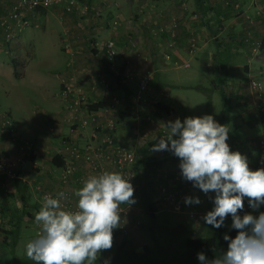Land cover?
I'll return each mask as SVG.
<instances>
[{
  "label": "rangeland",
  "instance_id": "obj_1",
  "mask_svg": "<svg viewBox=\"0 0 264 264\" xmlns=\"http://www.w3.org/2000/svg\"><path fill=\"white\" fill-rule=\"evenodd\" d=\"M75 1H86L83 5L85 8L84 15L76 16L77 9L73 8V13H71L70 18L68 17L67 20V23L71 24L72 27H77L78 31L85 30L88 32L91 27L97 24H100L102 27L104 26V28H110V30H113L115 33L124 29V21L119 16L109 19L100 13L91 16V13L95 12L91 0ZM228 1L229 0H221L217 6L235 15L233 17L244 12L246 8L244 2L241 0H234L231 4V2ZM101 2L99 8L103 5H108L105 0H101ZM262 5L263 0H248V10L250 13L248 16L244 17L248 22L249 20L254 22V25L253 27L244 28L241 33L242 35L237 38V45L241 49L239 50L240 54L246 53L244 48H247L246 50L249 52L246 57L247 59H245H250V61H246V63L241 62L240 66H238L239 71H243V66H245L246 73H249L248 87L250 92H247L244 101L241 99L243 95L234 99L233 96L226 93L227 97L222 98L217 90L219 85L212 83L214 78L221 76V70L216 65L217 59L205 68L200 66L195 77L193 76V78L183 80L179 83L183 87L177 89V91L180 92L179 99L184 102L183 112L189 114L185 117L210 114L218 123L227 125L230 129L227 143L230 145L231 150L239 151L246 155L251 169L252 166L250 163L253 155H257L258 152V140L264 136V47L263 49H259L260 40L264 35V16L260 13V7ZM61 7V4L51 5L35 24L26 26L16 37V41L14 42L16 47L12 52L10 51L6 54L0 53V110L6 107L9 108L12 111L15 121L21 119L24 110L27 109L35 115L39 114L40 108L43 111L51 110L53 114L54 111L59 108V110H71V101L64 98L60 93L61 78L65 74H69L70 77L81 81L83 84L84 92L87 97L82 109L83 112L88 115L91 114V112H99L104 99L107 97L109 91L111 92V89L113 93L119 95L121 100L116 107V111L108 115L114 123L113 131L117 143L130 148L136 153L137 148L141 145L144 146L149 142L152 145L158 143L160 137L167 135L165 123L172 120L162 112L163 103L155 101L154 95H148L146 89L140 94L138 90L135 93L129 92V94L123 92L121 83L117 80L119 74L116 70H112L113 72H111L106 69V52H103V55H100V57L96 55L93 56L95 58L93 61L94 63L98 62V60L100 61L98 62L99 65H97L98 68H92L93 66L89 64L91 61H86L87 65L82 63L83 65L77 64L75 66L74 61H72L74 58L70 54L65 60L66 57L61 52L63 49L65 50V48L62 43V37L58 34L59 26H62L64 23L63 13L65 11L62 10ZM96 11L100 12L99 10ZM130 12L131 11L128 9L124 11V20L125 16H129ZM113 20H118V23L114 26L111 23ZM43 28H48L50 34L39 35L38 32L41 33ZM34 29H37V31L32 32ZM33 33L36 34L32 37L31 34ZM32 39L33 42L31 43ZM79 40H81V43L79 42L78 46L82 48L81 50H84L83 53L88 60L90 56L89 52L94 48V45L93 47L91 45L92 41L90 42V36L88 34L79 36ZM81 44L83 46H85V44H87L88 47L90 46L88 51L87 47H82ZM65 52L67 51L65 50ZM222 55L225 54L222 53ZM12 62L15 66H13ZM218 63L220 64L221 60H219ZM118 65L119 63H116L114 69H120V65ZM94 75L103 76V84L100 83L92 87L89 81ZM250 78L258 80L261 88L260 95H257L250 86ZM165 81L167 80L165 79ZM138 95H140V97H138ZM40 113H42V111ZM185 117H181L180 119L183 121ZM87 119L89 122L88 126L96 133L97 129H95V125L98 122V118L92 120L90 117H87ZM46 122L47 126L52 128V133L58 132V134L61 133V136H64L62 128L77 129L76 119L74 118L72 121H64L63 117L55 116V118H51L48 116ZM124 122H126L127 128H129V133L122 130ZM250 125L259 127L258 137H256L258 134L256 128H252L251 131L242 130L243 127L246 129ZM5 130L9 133L7 128H5ZM26 135H23L26 138L23 137L21 139L29 140V137ZM82 135L84 136V134ZM64 139L63 137L62 140ZM62 142L66 143L68 141L65 140ZM154 155L156 159L159 160V164L148 178V180L152 181V186L147 187V194L156 208L154 217L149 218L146 214L141 216L135 214V209H137L140 204L136 189L134 192L135 203L129 207L128 216L125 220L126 232L123 233L120 227L116 228L115 231H113V244L118 245L119 238L129 237L131 241H134L131 246V243L128 244L130 253L137 256L141 255L145 249H153V258L159 261L160 258L157 257V255L160 254H168L169 256L182 254L185 251L186 239L189 237L194 235L211 236L214 231L213 226L207 225L203 217L208 211L213 209V199L210 197L214 198L215 194L209 193L205 195L201 190L193 187L191 182L183 179L181 170L178 168L180 160L172 152L159 151L154 152ZM163 155L167 156L163 157ZM28 156H30V153H25L22 157V161L23 159H27ZM175 171H178V180L174 181L173 174ZM51 174L53 175L54 173ZM144 179L146 180L147 178L143 173L141 174V181L138 180V185L143 182ZM3 185H5V183ZM173 187L174 191L180 190L184 195L182 203H180L177 209L167 205L161 200V188L170 190ZM3 188L5 190L4 186ZM42 192L41 190L36 191L34 192V196L37 197ZM189 196H198L201 203L198 205L186 204L185 198ZM39 209L40 208H38L37 211H39ZM262 212H264V209ZM189 213L199 214L200 217L194 218L190 216ZM253 215H259V213L256 214L255 212ZM25 216L29 222L35 223L37 227L39 226L35 222V213H27ZM31 219L33 220L31 221ZM7 224L8 232H4L6 236L0 246L1 257H8L13 251H16L15 248H12L9 244L10 238L8 233H10L12 227L10 223ZM231 225L232 217L228 216L224 225L220 227L222 236L230 231L232 228ZM25 234H30L29 229L25 231ZM19 243L17 250L18 253L22 254V252H25V248H22L24 247L22 244L23 239H21ZM104 254L105 251H103L98 258H103ZM106 260L107 258L104 256V261Z\"/></svg>",
  "mask_w": 264,
  "mask_h": 264
},
{
  "label": "crops",
  "instance_id": "obj_2",
  "mask_svg": "<svg viewBox=\"0 0 264 264\" xmlns=\"http://www.w3.org/2000/svg\"><path fill=\"white\" fill-rule=\"evenodd\" d=\"M105 1L108 5H103L99 8V4L102 3L101 0H91V4L95 9V12L91 13V16L97 15V13L103 14L107 19L119 16L124 21V29L115 33L110 28H104V26L102 27L100 24H97L91 27L88 32L85 30L78 31L77 27H72L71 24L67 23L68 17L70 18L73 12L65 11L63 13L64 23L58 29V34L62 37L63 46L67 51L65 52L64 49L61 51L66 57L65 60L70 54L74 58L72 61H74L75 66L77 64H86V61H91L89 64L93 66L92 68H98L97 65H99L98 62L100 61L98 60V62L94 63L95 58L93 56L100 57V55H103V52L106 50L103 47L104 44L111 42L114 49L113 64L119 63L120 67L123 66L132 74L130 81L119 82L121 83L123 92H126V94L129 92L135 93L137 78L141 75H146L148 77L147 94L154 95L155 101L163 103L164 108H167V112L164 109H162V112L169 119L175 120L176 118L189 115L183 112L184 102L179 99L180 92L177 91V89H181L183 86L179 83L187 78L195 77L200 66L205 68L217 59L216 65L221 70V76L214 78L212 83L219 85L217 90L222 98L227 97L226 93L233 96L234 99L243 95L241 99L244 101L247 92H250L248 87L249 73H246L245 66H243V71H239L238 66H240L241 62L246 63L250 59L246 60L249 52H247V48L243 47L246 53L240 54L239 50L241 49L237 45V38L242 35L241 33L244 28L253 27L254 25V22L251 20L248 22L244 17L250 13L248 10V0H241L245 3L246 8L244 12L239 13L236 17H233L235 15L227 12V10L217 6L221 0ZM85 2H75L76 7L74 8H77L76 16L84 15L85 8L83 5ZM228 2L232 4L234 0H229ZM126 9L131 12L129 16H125L124 20V11ZM160 26H165L166 30L157 35L151 33L152 29ZM33 31H37V29ZM38 33L39 35H47L49 29L43 28L42 32ZM35 34H31L32 37ZM85 34L90 36L92 47L94 45L92 51L89 52L90 56L88 60L83 53L84 50H81L82 48L78 46L79 42L81 43L79 36H84ZM169 43L171 44L170 47L167 46ZM81 46L87 47V51L90 47L87 44L85 46L81 44ZM222 53L225 55H222ZM165 54H169L170 58L166 59L164 57ZM105 56L106 64L108 65L109 58L107 55ZM219 60H221L220 64L218 63ZM111 93L115 94L112 89L108 94ZM59 109H56L53 114L51 110L43 111L40 108L38 115L33 114L27 109L24 110L23 117L16 121L9 108L6 107L0 110V112H5L9 115L20 138H23V135L27 134L26 136L29 137V140H35V145L30 156L20 163L15 177L25 185L23 192L16 189L13 179L5 176L0 177V246L6 236L4 232H8L7 223H10L12 229L8 233L10 238L9 244L16 251H13L12 255L8 257H12L15 260L19 259V257H27L25 252H22V254L18 253L17 246L20 244L19 241L23 239L22 244L24 247L22 248H26L27 242L36 238L40 231V226L37 227L35 223L29 222L25 215L27 213H35L42 206V201L40 200L41 194L44 192L56 194L58 191L66 189L70 194V202H75L77 197L73 193L83 185V183L77 184L74 182L62 184L59 181V171L63 160L60 155L56 154V149L62 146L64 144L62 141L65 140H74L79 144L89 141L92 130L88 126V119L87 125H84L83 128L79 127L81 117L86 115L85 113H81L76 118L78 129L62 128L64 136H61V133L58 134V132L52 133V128L47 126V117L55 118L56 116L64 118L70 113V110ZM41 111L42 113H40ZM252 128L257 129L258 134L256 137H258V126L250 125L246 129L243 127L242 130L251 131ZM63 137L65 138L64 140H62ZM17 143L4 128L0 132V156L14 157L17 154ZM53 156H57L56 159L61 160L60 166L52 163L51 158ZM166 156L163 155V157ZM75 163L78 171L83 174L85 170L83 161L78 159L75 160ZM255 163L256 154L253 155L250 163L253 170ZM105 170L113 171L110 165H105ZM51 173L54 174L52 175ZM89 176L91 175H88L87 178ZM3 182L5 185H3ZM40 190L43 192L40 195L38 194L39 196L37 197L34 196V192ZM247 201L248 199L245 198L244 203ZM140 204L135 209V214L141 216L144 213ZM27 229L30 231L28 235L25 234ZM118 241V245L113 244L110 250L105 251L103 258H98V260L107 262L112 256L118 255L121 250L130 252L128 244L131 243V246L134 241H131L129 237L119 238ZM104 256L107 258L106 261H104Z\"/></svg>",
  "mask_w": 264,
  "mask_h": 264
},
{
  "label": "clouds",
  "instance_id": "obj_3",
  "mask_svg": "<svg viewBox=\"0 0 264 264\" xmlns=\"http://www.w3.org/2000/svg\"><path fill=\"white\" fill-rule=\"evenodd\" d=\"M167 135L152 145L153 152L170 151L179 158L183 179L205 195L214 193L212 210L203 219L220 228L232 217L235 237L224 235L227 250L208 260L198 253L201 264H264V212L239 213L248 199L253 210L264 204V167H249L248 158L227 143L229 127L210 114L176 118L165 123ZM75 210H68L65 192L43 197L35 214L40 226L36 238L27 242L25 253L35 264H95L103 251L113 246V230L122 224L121 212L135 203L130 176L103 171L83 181L73 193ZM185 203L200 204L197 197ZM125 206L122 208L121 206Z\"/></svg>",
  "mask_w": 264,
  "mask_h": 264
},
{
  "label": "built area",
  "instance_id": "obj_4",
  "mask_svg": "<svg viewBox=\"0 0 264 264\" xmlns=\"http://www.w3.org/2000/svg\"><path fill=\"white\" fill-rule=\"evenodd\" d=\"M75 0H0V53L12 52L16 44V37L24 30L29 24H34V20L39 16L40 11L47 10L51 5H62L64 11H71L72 7H76ZM77 9V8H75ZM260 13L264 16V0L263 5L260 7ZM112 25H116L118 20H113ZM166 30L165 26H160L156 29H152L151 33L157 35ZM168 47L171 44H167ZM106 48L105 52L110 63L111 70L118 74H123L122 81L130 79L131 74L127 69L123 72L120 69L115 68L112 60L114 58V49L111 42H106L104 46ZM166 59L170 58L169 54H165ZM103 77L94 75L91 77L89 83L92 87L103 84ZM148 82V77L146 75H141L136 80V85L138 91H142L146 88ZM250 86L254 89L257 95L261 94L260 84L257 79L250 78ZM60 93L64 98L71 101V110L69 115L64 117V121H72L73 118L76 119L78 114L83 112V105L86 100V93L84 92V87L81 81L75 80L70 77L69 74L62 76L60 81ZM120 103V98L113 94H107L101 105L99 112H91V114H86L80 119V128L87 125V117L90 119L98 118V122L95 125L97 132L90 136L89 141L79 144L74 140L64 142L62 146L56 149V154L60 155L63 163L59 171V181L62 184H68L74 182L77 184L83 183L88 175H98L105 170V165H110L113 171L122 173L125 177L130 176L131 183L134 187V192L138 187V180L141 178V174L134 170V165L136 162V154L133 150L128 147L117 143L114 137V123L112 119L108 117L109 114L116 110V107ZM77 124V123H76ZM7 128L9 135L17 143V154L14 157L10 156H0V177L5 176L10 179L16 177L17 170L20 163L22 162V157L25 153H31L34 148L35 142L32 140L21 139L12 123L9 115L5 112H0V132ZM78 129V126H77ZM264 138V136H263ZM260 138L258 140V152L256 155L255 169L264 167V140ZM82 160L85 166L84 173H80L77 169L75 160ZM179 168V164H178ZM254 169V170H255ZM178 171L173 174V180H178ZM172 189L166 190L161 188V194L163 200L167 205L177 209L180 206L181 201L184 198L183 193L180 190L174 191ZM65 192L68 199L64 201V206L68 210H75L77 199L75 202H70V194L66 189L61 190ZM58 191L57 193L61 192ZM56 194L52 192H44L41 194L40 200L43 202V197L45 195H50L56 198ZM159 199V198H156ZM125 208V206H121ZM264 209V204L260 205L259 209L253 210L249 203L246 202L244 209L239 213L243 216L245 213L256 212L260 213ZM38 211L35 212V214ZM129 207H126L124 211L121 212L122 224L120 229L123 233L126 232L125 220L128 216ZM190 216L194 218L200 217L199 214L189 213ZM1 221V220H0ZM1 223V222H0Z\"/></svg>",
  "mask_w": 264,
  "mask_h": 264
},
{
  "label": "trees",
  "instance_id": "obj_5",
  "mask_svg": "<svg viewBox=\"0 0 264 264\" xmlns=\"http://www.w3.org/2000/svg\"><path fill=\"white\" fill-rule=\"evenodd\" d=\"M74 7L71 8V11ZM62 10H64L61 7ZM47 10H42L39 13V16L34 20L35 22L43 15V13ZM70 11V12H71ZM264 47V35L262 36L260 43H259V49H263ZM110 63L111 61H108L107 65V70L113 72L110 68ZM13 66L15 64L12 62ZM124 67H120V71H124ZM131 74V72H130ZM103 77V76H102ZM118 82H127L132 79V74L130 79H126L125 81H122L123 79V74H119L117 76ZM137 86V85H136ZM146 89V88H145ZM144 89V90H145ZM138 88L136 89L137 92ZM142 91H139V94ZM112 94V93H111ZM129 94V93H127ZM116 97L120 98L119 95L113 94ZM140 97V95H138ZM121 100V98H120ZM119 105V104H118ZM167 112V108L162 107ZM116 111V110H115ZM169 111V110H168ZM122 130L127 131L129 133V128H127L126 122L123 123L122 125ZM152 144L149 142L146 145H141L137 148V153L136 154V162L134 165V170L138 172V174H143L147 178L146 180L144 179L143 182H141L138 187L137 191L139 194L141 206H142V211L144 214H146L149 218L154 217L155 213V206L152 204L150 197L147 194V187L152 186V181L148 180L149 176L152 175V173L155 171L157 165L159 164V160L156 159L154 152L151 150ZM57 156H53L51 158L52 163H54L56 166L61 165V160L56 159ZM25 158V156H24ZM25 160V159H23ZM141 181V180H140ZM13 184L15 185L16 189L21 190L23 192V189L25 187L24 184L21 183L18 178L13 179ZM154 185V184H153ZM182 203V201H181ZM194 214V213H193ZM214 231L211 234V236L206 237V236H192L186 239V244H185V251L182 254H175V256H169L168 254H160L157 255L159 257V261L152 255L153 249H145L141 253V255H133L130 252L121 250L118 255L112 256L107 262H101L97 260L95 264H201V261L198 260V253L203 252L208 260L215 259L217 256H220L224 251L227 250L228 246V241L224 240V236H222L220 232V228H215L213 227ZM236 229L233 227L230 229V231L227 233L229 237H235L237 234ZM11 232V230H10ZM13 248V246L11 245ZM12 255V254H10ZM156 256V255H155ZM9 257H1L0 256V264H35L34 261L28 259L27 257H19V259L15 260L9 258Z\"/></svg>",
  "mask_w": 264,
  "mask_h": 264
}]
</instances>
